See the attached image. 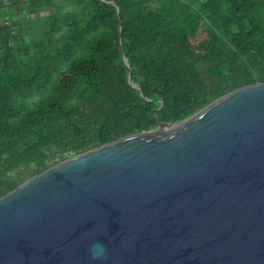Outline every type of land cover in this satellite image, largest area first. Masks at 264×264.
Wrapping results in <instances>:
<instances>
[{"label": "trees", "instance_id": "16d2710c", "mask_svg": "<svg viewBox=\"0 0 264 264\" xmlns=\"http://www.w3.org/2000/svg\"><path fill=\"white\" fill-rule=\"evenodd\" d=\"M154 1L0 5V197L69 158L157 128L160 100L157 116L180 123L264 83V0ZM121 24L145 98L128 80Z\"/></svg>", "mask_w": 264, "mask_h": 264}, {"label": "water", "instance_id": "95a60500", "mask_svg": "<svg viewBox=\"0 0 264 264\" xmlns=\"http://www.w3.org/2000/svg\"><path fill=\"white\" fill-rule=\"evenodd\" d=\"M160 102L157 128L0 197V264H264V83L180 123Z\"/></svg>", "mask_w": 264, "mask_h": 264}, {"label": "built area", "instance_id": "2783aa9c", "mask_svg": "<svg viewBox=\"0 0 264 264\" xmlns=\"http://www.w3.org/2000/svg\"><path fill=\"white\" fill-rule=\"evenodd\" d=\"M23 1V0H0V5L5 9L8 10L14 2ZM8 19V18H7Z\"/></svg>", "mask_w": 264, "mask_h": 264}, {"label": "rangeland", "instance_id": "374dc122", "mask_svg": "<svg viewBox=\"0 0 264 264\" xmlns=\"http://www.w3.org/2000/svg\"><path fill=\"white\" fill-rule=\"evenodd\" d=\"M184 1H188V0H184ZM151 3H152V5H153L154 7H156V3H155L154 0H151ZM38 16H39V14H32V16H31V17H32V20L37 19Z\"/></svg>", "mask_w": 264, "mask_h": 264}]
</instances>
